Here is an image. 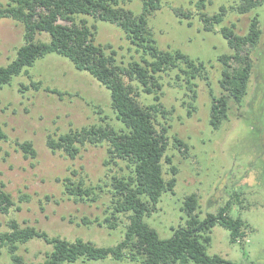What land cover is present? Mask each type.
Here are the masks:
<instances>
[{
    "label": "rangeland",
    "instance_id": "374dc122",
    "mask_svg": "<svg viewBox=\"0 0 264 264\" xmlns=\"http://www.w3.org/2000/svg\"><path fill=\"white\" fill-rule=\"evenodd\" d=\"M159 1L160 9L148 16V26L158 48L180 50L193 59L205 61L208 81L195 80L197 99L193 103L195 110L189 116L188 92L182 79L176 77L179 72L173 70L160 79V102L168 114L163 119L158 113L155 123L158 129L161 125L168 126L166 155L177 168V181L173 193L164 194L156 211L145 221L161 238H169L173 230L185 226L186 216L181 209L187 195H197V213L201 220L207 213L216 214L236 193L242 204L233 205L230 214L245 221V237L231 243L229 231L215 225L210 231L211 242L206 252L238 264H264V3L252 13L239 14L230 9L239 0H204V9L198 0ZM220 7L227 9L224 21L213 32L204 31L199 13L213 15ZM126 8L136 15L142 13L140 0L127 1ZM175 11L189 13L191 26L187 20L177 17ZM255 13L259 15L262 33L251 52L253 71L247 95L239 105L229 101L228 119L213 129L209 123V92L212 90L215 96L222 93L217 58L230 53L220 29L233 24L236 33L245 34L249 18ZM86 20L95 26V42L110 44L118 63L126 65L138 60V54L119 28L90 17ZM22 35V27L15 21H0V66L14 59L17 48L23 44ZM38 38L48 40L45 34ZM28 72L30 78L22 74L11 85L0 89V124L8 136L6 141H0V184L15 202L7 215L0 213V233L7 230L8 222L15 220L22 227L33 226L50 237L113 246L122 239L127 223L124 216H119L115 230L96 224L84 225L81 219L105 217L111 178L129 174L126 162L116 160L106 164V143L86 145L74 159L60 151L52 152L47 146L50 137L101 124L102 119L115 129L121 128L110 107L109 92L88 73L77 71L68 59L55 54L37 61ZM31 81L40 83L38 90L30 86ZM46 88L55 89L61 95L50 93ZM136 91L141 105L147 107L154 103L152 95L141 92L138 87ZM173 137L182 139L188 150L178 149ZM24 141L32 143L36 151L34 158L26 157L16 145ZM169 169L170 165L163 162L166 180L171 178ZM66 178L75 182L82 180L86 186L94 187L96 201H75L64 190ZM50 250V245L36 239L21 245L19 254L26 264H37ZM0 264H11L4 248ZM76 264L140 263L106 259Z\"/></svg>",
    "mask_w": 264,
    "mask_h": 264
},
{
    "label": "trees",
    "instance_id": "16d2710c",
    "mask_svg": "<svg viewBox=\"0 0 264 264\" xmlns=\"http://www.w3.org/2000/svg\"><path fill=\"white\" fill-rule=\"evenodd\" d=\"M129 0H5L0 2V21L11 19L22 27L23 44L16 50L13 60L0 66V89L11 85L12 81L25 74L44 57L55 54L68 59L80 72L88 73L110 96V107L115 119L122 125L115 129L102 119L94 124L60 134L47 139L52 152L60 151L74 159L86 145L107 144L108 160L126 162L130 172L127 175L112 176L110 201L103 219L82 218L84 225L96 224L115 230L119 216L127 223L122 239L113 246H97L90 241L75 239L68 241L60 237H50L45 231L33 226H20L15 220L7 223V230L0 233L1 249H5L11 264H26L19 254V248L32 240H42L51 246L45 258L37 264H76L99 262L111 259L118 262H138L140 264H238L220 255L207 254L210 245V231L219 225L229 231L231 243L245 237L247 225L239 216L230 214L233 205H241L242 200L234 193L216 214L207 213L199 219L197 195L192 193L183 200L182 212L186 216L185 226L173 230L169 238H161L158 232L145 221L156 211L162 196L173 193L176 185L177 168L166 155L168 149V126L156 127L158 113L166 119L160 102L163 74L177 70L188 97L187 114L195 110L197 99L195 80L208 81L205 61L193 59L180 50L159 49L148 26V16L160 9L159 0H140L142 13L134 14L126 8ZM204 9V0H198ZM264 0H239L230 9L239 14H249L261 7ZM227 9L220 7L213 15L199 13L202 29L213 32L222 24ZM180 19L189 21L191 15L175 11ZM86 17L103 21L119 28L125 40L138 54V60L126 65L118 63L116 51L110 44L95 42L96 29L88 24ZM235 26H222L220 34L226 40L230 53L218 56L220 63L219 86L222 93L215 96L212 90L209 123L218 129L228 119L229 101L239 105L247 95L253 71L251 52L261 37L259 15L249 18L245 34L236 33ZM47 35L48 40L38 38ZM181 76V77H180ZM136 84V87L133 85ZM30 86L38 90L40 83L31 81ZM152 95L154 103L145 107L138 100V91ZM25 89L28 87L24 86ZM46 91L61 95L55 89ZM7 134L0 124V141H6ZM175 146L184 152L187 144L173 137ZM26 157L34 158L36 151L29 141L16 143ZM163 162L170 165L171 178L163 176ZM66 194L75 201L94 202L98 198L94 187L86 186L81 180L69 178L63 184ZM99 189L101 187H98ZM15 205L11 195L0 184V213L7 215ZM19 209V207H16Z\"/></svg>",
    "mask_w": 264,
    "mask_h": 264
}]
</instances>
